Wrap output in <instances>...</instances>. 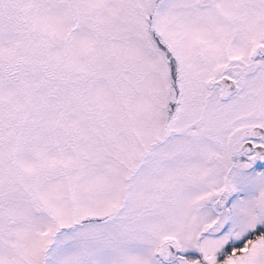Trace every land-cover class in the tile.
<instances>
[{
	"label": "snow or ice",
	"instance_id": "6c2138e0",
	"mask_svg": "<svg viewBox=\"0 0 264 264\" xmlns=\"http://www.w3.org/2000/svg\"><path fill=\"white\" fill-rule=\"evenodd\" d=\"M0 264H264V0H0Z\"/></svg>",
	"mask_w": 264,
	"mask_h": 264
}]
</instances>
